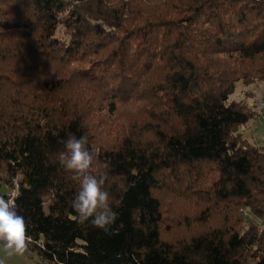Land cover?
Instances as JSON below:
<instances>
[{
	"label": "trees",
	"instance_id": "obj_1",
	"mask_svg": "<svg viewBox=\"0 0 264 264\" xmlns=\"http://www.w3.org/2000/svg\"><path fill=\"white\" fill-rule=\"evenodd\" d=\"M237 82L264 83V0H0V197L17 180L29 248L48 264H264V146L239 130L257 114L230 100ZM72 135L107 178L108 234L70 206Z\"/></svg>",
	"mask_w": 264,
	"mask_h": 264
},
{
	"label": "clouds",
	"instance_id": "obj_2",
	"mask_svg": "<svg viewBox=\"0 0 264 264\" xmlns=\"http://www.w3.org/2000/svg\"><path fill=\"white\" fill-rule=\"evenodd\" d=\"M87 144V136H69L64 141L66 151L60 153L59 163L70 179L79 185L70 202L78 222L90 224L108 234L118 214L110 202V193L104 187L107 178L97 176L93 171L94 153L87 149ZM30 243L26 221L18 214L16 204L0 197V247L8 255H23Z\"/></svg>",
	"mask_w": 264,
	"mask_h": 264
},
{
	"label": "rangeland",
	"instance_id": "obj_3",
	"mask_svg": "<svg viewBox=\"0 0 264 264\" xmlns=\"http://www.w3.org/2000/svg\"><path fill=\"white\" fill-rule=\"evenodd\" d=\"M56 37L60 39H62V37L66 38L64 30L61 27L58 28ZM263 96V82H256L251 85L237 82L236 89L231 94L230 100L246 101L249 106H252L256 110ZM239 130L244 136L249 138L251 142L264 146V117L256 115L251 118L248 123L242 125ZM2 192H6L4 187ZM245 217L247 219H254V216L249 213H246ZM0 264H48V262L29 247L23 255H8V253L0 247Z\"/></svg>",
	"mask_w": 264,
	"mask_h": 264
},
{
	"label": "built area",
	"instance_id": "obj_4",
	"mask_svg": "<svg viewBox=\"0 0 264 264\" xmlns=\"http://www.w3.org/2000/svg\"><path fill=\"white\" fill-rule=\"evenodd\" d=\"M256 114L258 116L264 117V100H261L256 108ZM19 195V184L17 180L14 181V185L11 187V189L8 191V199L12 200L14 202L15 197Z\"/></svg>",
	"mask_w": 264,
	"mask_h": 264
}]
</instances>
